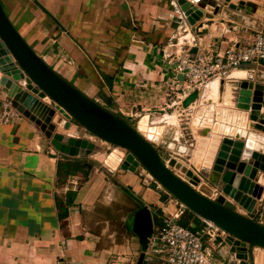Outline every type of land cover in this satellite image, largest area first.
Segmentation results:
<instances>
[{
    "label": "crops",
    "instance_id": "crops-1",
    "mask_svg": "<svg viewBox=\"0 0 264 264\" xmlns=\"http://www.w3.org/2000/svg\"><path fill=\"white\" fill-rule=\"evenodd\" d=\"M0 3L17 32L6 6L15 13L21 9L20 5H27L32 14L46 20L45 26L49 27L64 59L58 60L47 52L49 60L56 64L54 67L27 44L62 77L122 116L155 114L157 124L173 125L177 114L169 116L152 110L175 107L192 90L175 87L180 93L169 94L164 88L172 74L164 55L177 51L178 47L168 46L169 42L175 43L178 36L191 35L198 38L199 44L191 50L210 48L221 54L229 44L240 46L254 32H264L261 6L250 4L248 7L255 8L254 12L230 9L218 0H206L204 7L209 10L203 8L202 16L191 26L174 0H0ZM131 12L134 25L128 29L126 22L118 19L132 20ZM129 32L140 34V41H131L126 52ZM115 34L122 40L119 45ZM68 56L70 60L66 59ZM259 75L264 78V63L257 61L226 66L211 76L197 88L191 125L208 126L210 132L222 136L245 130L264 136V132L249 125L248 111L234 107L231 91L235 81H255ZM1 96L5 95L0 90ZM42 138L33 123L20 114L0 121V264H134L139 253L137 236L132 232L134 212L145 205L153 227L161 224L162 217L180 209L179 204L157 184H143L137 177L140 171L119 167L105 170L94 154L88 158L96 163L85 174L75 172L57 185L58 162L65 160V155L51 146H43ZM158 140L163 142L162 134ZM259 143L254 140L255 149ZM168 144L171 143L167 147ZM66 190L75 194L66 216L59 218L57 197L63 198ZM180 217L189 226L198 227L196 230L203 226V220L189 215L184 208ZM222 237L221 232L210 239L203 236L204 246L215 264H234ZM157 260L145 252L141 264H161Z\"/></svg>",
    "mask_w": 264,
    "mask_h": 264
},
{
    "label": "water",
    "instance_id": "water-1",
    "mask_svg": "<svg viewBox=\"0 0 264 264\" xmlns=\"http://www.w3.org/2000/svg\"><path fill=\"white\" fill-rule=\"evenodd\" d=\"M174 1L190 26L202 16L203 8L209 10L204 7L206 0ZM228 1L218 0L230 9L254 12L250 4L261 6L264 24V0ZM259 76L255 81L248 82L251 75L235 81L231 91L234 107L248 111L251 128L264 132V78ZM176 78L183 80L179 74ZM0 90L10 107L39 130L43 146L67 156L94 154L111 171L142 170L184 209L223 234L232 263L264 264V136L250 130L222 136L208 126L192 134L188 122L197 89L173 109L152 110L177 114L181 143L164 161L151 143L158 134L149 140L136 129L142 117L146 124V113L132 125L131 117L97 102L62 77L21 37L0 3ZM254 140L260 141L256 149ZM151 231L150 212L143 205L132 216V232L139 244L134 264H141Z\"/></svg>",
    "mask_w": 264,
    "mask_h": 264
},
{
    "label": "built area",
    "instance_id": "built-area-1",
    "mask_svg": "<svg viewBox=\"0 0 264 264\" xmlns=\"http://www.w3.org/2000/svg\"><path fill=\"white\" fill-rule=\"evenodd\" d=\"M181 39V40H180ZM194 36H178L175 43L177 51L164 55V61L171 71L169 88L183 90L185 87L197 89L211 76L226 66H236L246 62L264 63V32L256 31L242 45L231 44L221 54L213 53L210 48L191 51L197 43ZM175 46V45H174ZM176 74L182 75L178 80ZM19 113L10 107L4 97H0V121L6 122ZM172 198V197H171ZM177 202L174 198H172ZM178 203V202H177ZM179 204V203H178ZM164 216L161 224L153 226L146 244V253L156 256L161 264H215L210 251L204 246L203 236L213 238L218 232L209 221H203L199 230L178 223L181 208Z\"/></svg>",
    "mask_w": 264,
    "mask_h": 264
},
{
    "label": "rangeland",
    "instance_id": "rangeland-1",
    "mask_svg": "<svg viewBox=\"0 0 264 264\" xmlns=\"http://www.w3.org/2000/svg\"><path fill=\"white\" fill-rule=\"evenodd\" d=\"M19 8H21V9H18L19 11H16L14 13L11 10V7L6 6V11H7L8 15H9L10 19L15 23V25L18 28V30L21 33V35L25 38V39L24 38L23 39L27 43H29V45L31 47H33L35 51H37L38 53H41V55H43V57H45L46 60H49L48 56L50 57V54L47 53V52H51L52 54L57 56L58 60H63L64 58H62V56H61L62 55L61 50L58 49L57 44L54 42V38H53L51 32H49V30H50L49 27L45 26L46 20H44V18L41 19L40 18L41 16H37V15L32 14L31 10L29 8H27V5L26 6L20 5ZM130 14L132 15V18H131L132 20H129L128 17L126 18L127 21L126 20L124 21L123 18H119L118 19V21H121L123 23L126 22L125 24L128 25V27H126V28H128V29H130V27H132L134 25L133 22H132V21H134V14H133V12H131ZM115 35H116L117 45H119L118 42H121L122 40L117 37V34H115ZM123 37H125V36H123ZM123 37H121V38H123ZM126 38H128V43L124 47V49L127 52L129 50V44H130L131 41H133V42L140 41V34H137L135 32H129V35ZM230 45L231 44H229L228 46H230ZM227 47H225V48H227ZM66 50L67 49H63L62 51H66ZM213 53H215V51H213ZM66 59L70 60L71 57L68 56V58L66 57ZM66 59H65V61H67ZM49 62L52 63L50 60H49ZM52 65L54 67H56L55 63H52ZM73 82L77 83L74 79H73ZM165 86L166 85H164V88L169 94H172L171 92H173V91L174 92L176 91V92L180 93V90H177L176 88H171L170 89L169 86H166V87ZM173 108L174 107L164 108V110H168V109L170 110V109H173ZM143 114H141V115H143ZM141 115L134 116L133 118L131 117L130 123L132 125H135L136 120ZM153 116H155V114L149 115L147 117L146 125L147 126H155V127H157L159 129V132L157 133L158 134L157 140L154 141V142L151 141V143L156 147L155 149L157 150L160 158L165 161V160H167V158L169 156L173 155V154H171L172 152H177V151H175V147L178 146V144L181 143V139L179 137L180 130H179V127H178L177 124L176 125L175 124L172 125V124H165V123H160V122H159V124H157L158 122L157 123L155 122V118ZM207 122L209 123V121H207ZM176 131H178V134H176ZM160 134H162L163 142L158 140ZM168 142H170L171 144H168V147H167L166 145H167ZM102 152L104 153L105 151H102ZM60 154H62V153H60ZM65 156H67V155H65ZM69 157L84 158V160L86 162H88V165H89L88 170L90 168H92L95 165V163H96L95 160H93L91 158H88V156L79 155V156H69ZM59 161L60 162H64L65 160L62 159V160H59ZM105 170H108V169L105 168ZM137 177L145 185H148V186H151L152 184L156 185V183L145 172H143L142 170L140 171V175H138ZM57 185H60V183H57ZM125 202H126V200H125ZM124 211H125L124 208H122L121 209V214L124 213ZM124 216H125V214H124ZM157 263H160L159 260H157Z\"/></svg>",
    "mask_w": 264,
    "mask_h": 264
},
{
    "label": "trees",
    "instance_id": "trees-1",
    "mask_svg": "<svg viewBox=\"0 0 264 264\" xmlns=\"http://www.w3.org/2000/svg\"><path fill=\"white\" fill-rule=\"evenodd\" d=\"M65 158L64 162H58V170L57 171V183L63 184L67 178V176L74 174L75 172H82L86 173L88 171V162L84 160V158H69L66 156H63ZM75 192L73 190H66L64 193L63 198L57 197V214L59 218H63L67 214V207L71 204L73 198H74ZM189 215H192L191 212L184 209ZM178 223L191 227L187 224V221L182 219L180 216L178 218ZM198 227H191V229L196 230Z\"/></svg>",
    "mask_w": 264,
    "mask_h": 264
},
{
    "label": "bare ground",
    "instance_id": "bare-ground-1",
    "mask_svg": "<svg viewBox=\"0 0 264 264\" xmlns=\"http://www.w3.org/2000/svg\"><path fill=\"white\" fill-rule=\"evenodd\" d=\"M186 96V95H185ZM184 96V97H185ZM183 97V98H184ZM182 99V98H181ZM180 99V100H181ZM164 114H167V115H169V116H174L175 114H173V113H167V112H164L163 113V115ZM176 123H174V124H178V119H177V116H176ZM191 121L192 120H190V124H189V122H188V125H189V128H190V130H191V132H192V134H194L195 133V129H197V128H202V127H204V126H195V125H191ZM191 125V126H190ZM209 128V127H208ZM136 129H137V131L140 133V134H142L145 138H147V139H149V140H152V138H154L155 137V135L159 132V129L157 128V127H147V125L145 124V117H142L141 118V120H139V122L137 123V126H136ZM178 134V133H177ZM171 163H173V165H175V163H174V161H171Z\"/></svg>",
    "mask_w": 264,
    "mask_h": 264
}]
</instances>
